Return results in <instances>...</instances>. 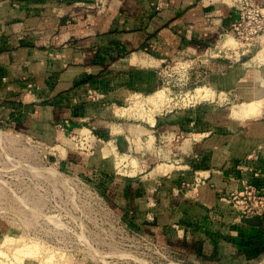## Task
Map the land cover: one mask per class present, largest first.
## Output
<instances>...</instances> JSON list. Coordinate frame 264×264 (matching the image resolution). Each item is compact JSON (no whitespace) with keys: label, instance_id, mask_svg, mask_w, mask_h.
I'll return each mask as SVG.
<instances>
[{"label":"crops","instance_id":"0c3cea01","mask_svg":"<svg viewBox=\"0 0 264 264\" xmlns=\"http://www.w3.org/2000/svg\"><path fill=\"white\" fill-rule=\"evenodd\" d=\"M5 3L0 103L15 102L24 75L42 97L11 105L12 118L54 129L102 124L97 130L115 149L112 166L110 148L99 156L111 166L103 172L121 182L119 207L132 228L192 261L253 264L264 255V214L242 218L230 204L244 184L264 188V37L250 53L227 43L239 18L234 0H107L105 11L87 4L94 0ZM123 50L129 54L123 61H99ZM91 54L97 60L87 59ZM170 60L183 63L185 86H204L215 96L158 115L145 102L144 112L120 115L131 100L163 86L158 67ZM258 103L255 115L239 114ZM116 152L132 162L117 164Z\"/></svg>","mask_w":264,"mask_h":264},{"label":"rangeland","instance_id":"374dc122","mask_svg":"<svg viewBox=\"0 0 264 264\" xmlns=\"http://www.w3.org/2000/svg\"><path fill=\"white\" fill-rule=\"evenodd\" d=\"M7 1L10 0H0V9ZM87 4L105 11L107 0ZM124 52L120 56L105 52L99 61L105 66L123 61L129 55ZM86 56L97 60L96 55ZM182 66L181 61L170 60L158 67V72L164 74L163 86L152 95L167 89V99L162 107L150 106L154 115L190 107L195 104L192 95L198 98L196 102L208 101L210 96L203 99L196 95V89L206 87L185 86ZM94 73L97 83L101 75L99 71ZM23 77L24 84L18 88L15 102L8 99L9 102L0 103V264H210L194 262L157 236L132 228V220L119 207L121 182L103 172L110 171L115 149L97 130L102 124L64 122L54 129L49 124L36 127L30 118H12L16 112L11 105L23 106L25 97L37 95L36 84L28 76ZM185 94L190 97L184 103L175 99L176 95ZM37 100L42 97L37 95ZM144 100L137 98L133 104L131 100L127 106L139 114L144 112L147 99ZM121 121L114 120L116 124ZM106 148L111 150L107 158L111 166L104 165L99 158ZM115 157L117 164L132 162L117 152ZM16 251L22 254L16 255ZM45 253L51 254L50 258ZM253 264H264V255Z\"/></svg>","mask_w":264,"mask_h":264},{"label":"built area","instance_id":"2783aa9c","mask_svg":"<svg viewBox=\"0 0 264 264\" xmlns=\"http://www.w3.org/2000/svg\"><path fill=\"white\" fill-rule=\"evenodd\" d=\"M234 4L239 12V18L232 25L230 35L235 39L240 50L250 53L264 37V4L256 0H234ZM180 68L184 70L183 66ZM226 96L221 93L222 101L227 99ZM188 98L189 94H185L184 97L175 96V99L181 103ZM191 99L195 102L191 106L199 103L196 102L198 98L195 95H192ZM230 198V204L242 218L264 214V188L247 183L235 190Z\"/></svg>","mask_w":264,"mask_h":264},{"label":"bare ground","instance_id":"6f19581e","mask_svg":"<svg viewBox=\"0 0 264 264\" xmlns=\"http://www.w3.org/2000/svg\"><path fill=\"white\" fill-rule=\"evenodd\" d=\"M228 37V36H227ZM227 40H228V44H230V45H235L237 42L235 41V39L230 35V37L229 38H227ZM44 63V62H43ZM204 89H206V92H203V90ZM196 93H197V96L200 98V97H202L203 99H205V98H207V97H209V96H211V95H213V97L215 96V93L211 90V89H209V88H198V89H196ZM211 91V92H210ZM198 92H199V94H198ZM210 94V95H209ZM190 97V96H189ZM135 98V97H134ZM202 98H201V100H202ZM166 97H165V90H159L158 92H156L154 95H152V96H150V97H148L147 98V103L148 104H150L152 107L153 106H158V107H162V105H164L165 103H166ZM210 99V98H209ZM138 100H140V99H138ZM146 100V99H145ZM136 101H137V99H136ZM139 102V101H138ZM143 102V101H142ZM191 103V102H190ZM142 105V104H141ZM140 108V107H139ZM154 108H156V107H154ZM259 108H260V104L258 103V104H249V105H247L246 107H244L243 109H242V111L239 113L241 116H253V115H255L256 114V112H258L259 111ZM158 109V108H157ZM158 111V110H157ZM155 113V112H154ZM125 114H132V107H129V105L128 106H124V107H122L121 109H120V115H125ZM134 116V115H133ZM91 134V133H90ZM85 136V135H84ZM86 138V137H85ZM83 141V140H82ZM88 145V144H87ZM111 150L110 149H107L106 150V152H110ZM121 162V161H120ZM8 240V239H7ZM10 240V239H9ZM13 240V239H12ZM14 240H15V238H14ZM5 241V240H4ZM8 242V241H7ZM15 242V241H14ZM6 243V242H5ZM11 245V244H10ZM14 246V245H13ZM27 246V245H26ZM34 246V245H33ZM25 247V246H24ZM37 248H38V246H36ZM27 248V247H26ZM32 248V247H31ZM30 248V249H31ZM17 249V248H16ZM19 249V248H18ZM32 249H34V248H32ZM24 249H22V251H23ZM27 249H25L24 251H26ZM38 250H40V249H38ZM19 251H21V250H19ZM18 251V252H19ZM34 251V250H33ZM17 252V251H16ZM17 252V254L16 255H18V254H22V252H20V253H18ZM31 252V251H30ZM39 252H41V251H39ZM24 253V252H23ZM35 253V252H34ZM50 253V252H49ZM36 254V253H35ZM45 254H47L48 255V253H45ZM34 255V254H33ZM33 255H32V257H33ZM51 255V254H50ZM50 255H48V258H50L49 256ZM21 256V255H20ZM24 256V255H23ZM28 256V255H27ZM38 257H40V258H42L41 256H38ZM63 257V256H62ZM20 258V257H19ZM28 258V257H27ZM47 258V259H48ZM21 259H23V258H21ZM26 259V258H25ZM24 259V260H25ZM36 259V258H35ZM46 259V260H47ZM64 259H66V258H64ZM63 259V260H64ZM20 260V259H19ZM28 260V259H27ZM26 261H24V262H21V263H25ZM18 263H19V261H18ZM48 263V262H47ZM46 263V264H47ZM27 264H29V263H27ZM43 264V263H42Z\"/></svg>","mask_w":264,"mask_h":264}]
</instances>
